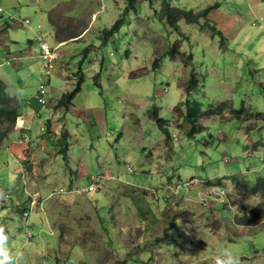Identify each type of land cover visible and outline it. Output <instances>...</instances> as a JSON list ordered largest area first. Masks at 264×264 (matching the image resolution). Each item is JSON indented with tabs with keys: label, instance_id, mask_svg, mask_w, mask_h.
Listing matches in <instances>:
<instances>
[{
	"label": "rangeland",
	"instance_id": "obj_1",
	"mask_svg": "<svg viewBox=\"0 0 264 264\" xmlns=\"http://www.w3.org/2000/svg\"><path fill=\"white\" fill-rule=\"evenodd\" d=\"M167 1L218 5L175 28L165 0H0V77L26 115L0 146L7 264H264V216L238 222L264 202L245 192L264 178V0ZM38 32L76 35L50 69Z\"/></svg>",
	"mask_w": 264,
	"mask_h": 264
},
{
	"label": "trees",
	"instance_id": "obj_2",
	"mask_svg": "<svg viewBox=\"0 0 264 264\" xmlns=\"http://www.w3.org/2000/svg\"><path fill=\"white\" fill-rule=\"evenodd\" d=\"M134 0H129V5H127L126 10L133 6ZM164 3V2H163ZM165 8L162 9V11L166 12L167 14V20L169 21V24L172 25L175 28H178V21L180 19H184L187 21V23H198L200 21L201 17L208 16V12L213 8L216 7L218 4L209 6L204 8L201 12H194V9H183L179 7L172 6L170 2L165 0ZM122 26V20L118 19L110 29H106L104 31L105 38H108L110 35H113L115 32H117L120 27ZM107 39H105L106 41ZM178 51V50H177ZM175 52L172 51V53ZM158 59L154 62L156 64ZM157 67V66H154ZM82 78H79L77 86L73 91H70L68 93H65L62 95V97L59 99L58 104L59 105H69L73 98L76 96V94L80 91V84H81ZM196 83V78L193 76L189 80V90L194 86ZM7 85L5 81L0 77V146L5 140V138L9 135V133L14 130V126L16 124V120L18 116L21 114V104L20 101L14 97L10 96L7 93ZM189 109V112H188ZM202 114L200 107L197 105L196 101L187 107V113L183 117L184 119H187L190 124V129L188 131V135L193 136L195 133H197L202 127L200 124L197 123V118ZM205 114V112H203ZM153 117L158 118V123L160 126H164L167 119L161 118L158 114V112L153 113ZM4 127V128H3ZM164 128V127H163ZM253 186L250 189H246L245 192H250L252 197H256L259 195V192L264 191V178L258 179L253 182ZM243 216H240L238 218V222L240 224H247V225H253L256 223V219L259 216H264V202H260L251 208H249V211L243 213Z\"/></svg>",
	"mask_w": 264,
	"mask_h": 264
},
{
	"label": "clouds",
	"instance_id": "obj_3",
	"mask_svg": "<svg viewBox=\"0 0 264 264\" xmlns=\"http://www.w3.org/2000/svg\"><path fill=\"white\" fill-rule=\"evenodd\" d=\"M3 11L4 10L0 7V13L3 12ZM9 17H10V19L12 21H14V22H20L21 24H29V23H31V20L30 19H21V18L15 17L14 15H9ZM74 37H76V35H70V36H68L66 38H60L59 41L62 40V39H65V41L67 42V40H69L71 38H74ZM37 41H38L39 46H40V49L42 51V58L45 60V62L43 64V68L44 69H50L53 66V62L59 56V53H58L59 46L63 45L64 42H60V43H58V45H56L55 47L52 48V47H50L48 41L44 38V35L41 32H38L37 33ZM42 43L48 44L49 48H51V50H52V53L55 55L54 58H52L51 61H48L47 58L44 56L45 55V51L41 47V44ZM10 58H12V57H10ZM16 60L18 61V58L17 57H14V62H16ZM44 88H45V84L42 82L40 84V91L43 92ZM38 98H39V102L40 103H45V100L42 97L39 96ZM25 121H26L25 118L22 116V114H20L18 116L17 120H16V127L17 128H22L24 126V124H25ZM262 157H264V155L260 157V161L264 163V161L261 159ZM91 186H93L92 189H90ZM95 189H96V187L94 185H90L86 190L88 191V190H95ZM32 202H33V200L31 199V202L30 203L32 204ZM6 239H7L6 235L3 233V231H0V245H3V243H4V241ZM10 259H11V257L9 255L5 254L2 257H0V264H7V262ZM213 264H237V261H236V259L233 257V255L229 251L223 250L220 255H217L214 258Z\"/></svg>",
	"mask_w": 264,
	"mask_h": 264
},
{
	"label": "built area",
	"instance_id": "obj_4",
	"mask_svg": "<svg viewBox=\"0 0 264 264\" xmlns=\"http://www.w3.org/2000/svg\"><path fill=\"white\" fill-rule=\"evenodd\" d=\"M41 47H42V49L45 51V55H44V56L47 58L48 61H51L52 58H54V56H55V55L52 53L51 48H49L48 44H46V43H42V44H41ZM41 100H42V99H41ZM261 159L264 161V157H262ZM92 188H93V186L90 187V189H92Z\"/></svg>",
	"mask_w": 264,
	"mask_h": 264
},
{
	"label": "crops",
	"instance_id": "obj_5",
	"mask_svg": "<svg viewBox=\"0 0 264 264\" xmlns=\"http://www.w3.org/2000/svg\"><path fill=\"white\" fill-rule=\"evenodd\" d=\"M60 42H64V43H65L66 41H65V39H62V40L58 41V43H60ZM29 113H30V112H29ZM26 114H27V113H26ZM22 116L24 117V116H26V115H22ZM24 118H25V117H24Z\"/></svg>",
	"mask_w": 264,
	"mask_h": 264
}]
</instances>
